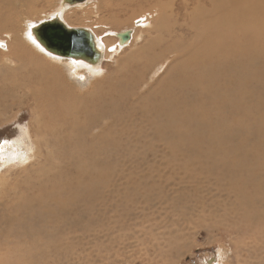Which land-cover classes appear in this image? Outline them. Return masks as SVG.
<instances>
[{
  "label": "bare ground",
  "instance_id": "6f19581e",
  "mask_svg": "<svg viewBox=\"0 0 264 264\" xmlns=\"http://www.w3.org/2000/svg\"><path fill=\"white\" fill-rule=\"evenodd\" d=\"M49 1L0 0V35L8 36L7 43L0 41L4 45L0 48H6L0 52V114H8L12 106L30 108L34 114L20 133L19 157L0 142V193H5L0 200V231L7 238L20 237L5 243L14 263L45 264L41 254L40 263L29 254V243L34 247L45 243L50 251L63 253L68 234L84 230L82 224L88 220L84 200L93 193L99 202L107 179L99 171L101 156L107 153L103 125H149L172 147H194L190 152L184 147V160L191 165L201 160L217 173L190 175L195 188L187 196L198 195L196 201L203 202V190L213 185L210 180L218 187L216 194L232 193V203L241 210L238 228L251 234L245 251L248 257L263 254L256 263L264 264V0H113L106 7L107 17L96 12L97 24L114 26L126 24L111 18L125 6L157 16L146 32L166 34L151 37L137 53L148 56L142 72L165 65L156 92L139 78L105 85L96 80L89 92L82 91V80L99 75L104 53L117 54L126 43H118L114 32L115 43L107 44L87 27L100 51L96 65L41 51L29 39L30 28L37 23L30 18L40 3ZM74 4L57 1L45 19L56 15L71 27L61 17L66 5ZM88 18L67 20L80 25ZM164 21L168 26H162ZM133 36L131 30L130 40ZM68 70L78 79L70 78ZM180 215L182 221L188 217ZM5 254L0 253V261L6 260Z\"/></svg>",
  "mask_w": 264,
  "mask_h": 264
},
{
  "label": "rangeland",
  "instance_id": "374dc122",
  "mask_svg": "<svg viewBox=\"0 0 264 264\" xmlns=\"http://www.w3.org/2000/svg\"><path fill=\"white\" fill-rule=\"evenodd\" d=\"M57 1L59 0L40 3L30 22H38L50 16L57 6ZM110 3H113V0H84L80 4L66 5L68 7L61 17L71 27H88L96 37L101 38V41L106 40L107 44L115 43L114 32L131 29L134 35L117 54L108 56L109 51L104 53L98 67L99 75L91 77L88 82L82 80L84 83L81 84L82 91L89 92L92 83L96 80L97 84L103 82L106 84L114 83L119 79L130 81L132 78H139L149 83L150 92H156L159 87L157 81L162 79L166 72L163 70L165 65L142 72L148 56L137 53L140 52V47L149 43L151 37L164 36L165 30L159 33H147L146 30L149 28L147 25H152L157 16L141 14L135 5L125 6L120 14L115 13L111 17L123 24L126 23L124 26H114L108 22L97 24L94 20L95 13L107 17L106 7ZM76 16L89 18L80 25L67 20ZM136 20H141L145 25L137 24ZM93 23L97 26L95 27ZM162 26H168V22L164 21ZM0 41L8 42L6 33L0 35ZM5 49L0 48V52ZM158 50H161V47L154 50V53H158ZM182 60L183 57L179 61ZM65 74H67L66 70ZM68 76L78 79L79 75L68 70ZM122 107L128 109L125 105ZM7 113L2 116L0 114V142L3 141L7 150L16 151L13 154L15 158L19 157L18 152L23 148L19 139L20 133L30 125L34 114L30 108L18 109L17 106H12ZM137 121L141 122L139 119ZM114 126L115 128L103 125L106 135L115 142L104 136L107 139V144L104 146L107 153L101 156L102 166L99 167V171L107 174L105 175L107 179L103 184L105 186H102L104 188L100 190L99 202L95 200L93 193H88L90 196L84 200L83 214L88 215V220L82 224L84 230L79 231V234H75L72 230L74 234L71 232L68 234L65 254L50 251L45 243L35 247L29 243L27 250L31 247L28 252L36 260L39 259L38 263L43 257L45 264H257L259 258L257 256L263 254L257 252L256 257H248L250 255L245 251L244 245L251 238V234H245L238 228L237 216L240 215L241 210L236 209L235 202L231 198L232 193L216 194L215 190L218 187L213 180H210L208 182L213 185L211 189L206 185L207 189L203 190L205 191L203 193L205 200L201 198L203 202L196 201L198 195L187 196L188 191L195 188L194 185L190 186V175L217 176L216 172H210L206 168L204 161H195L196 163L191 165L190 161L184 160L187 157L184 151L187 149L184 147H187L189 152L194 147L185 144L172 147L166 136L157 133L149 125ZM188 143L193 145L191 141ZM4 194V192L0 193V200ZM225 195L228 197L226 198ZM205 209L208 211L206 212ZM179 213H184L186 217L188 216L187 219L182 221L183 217L179 216ZM70 220L73 218L71 217ZM27 236L26 238L29 239ZM11 237L14 243L20 238ZM11 237L7 238L0 231V244L4 245L3 248L0 247V253H6V260L0 261V264H15L9 255L11 248H5ZM26 238H24L25 242H27ZM38 249L41 251L39 252Z\"/></svg>",
  "mask_w": 264,
  "mask_h": 264
},
{
  "label": "water",
  "instance_id": "95a60500",
  "mask_svg": "<svg viewBox=\"0 0 264 264\" xmlns=\"http://www.w3.org/2000/svg\"><path fill=\"white\" fill-rule=\"evenodd\" d=\"M83 1L63 0L67 4ZM30 34L36 43L50 54L82 60L89 65H96L100 61V51L96 47L93 34L86 28L66 26L56 15L34 24L30 28ZM130 35V29L117 32L118 43H127Z\"/></svg>",
  "mask_w": 264,
  "mask_h": 264
},
{
  "label": "snow or ice",
  "instance_id": "6c2138e0",
  "mask_svg": "<svg viewBox=\"0 0 264 264\" xmlns=\"http://www.w3.org/2000/svg\"><path fill=\"white\" fill-rule=\"evenodd\" d=\"M29 39L30 40H32V42L35 44L36 43V41L34 40V39H32V36H31V34L29 33ZM3 45L2 44H0V47H2ZM37 47H39V45L37 44ZM41 51H43V49H41Z\"/></svg>",
  "mask_w": 264,
  "mask_h": 264
}]
</instances>
